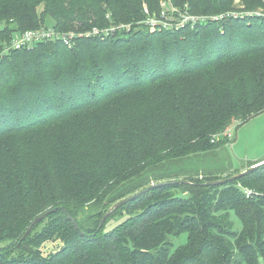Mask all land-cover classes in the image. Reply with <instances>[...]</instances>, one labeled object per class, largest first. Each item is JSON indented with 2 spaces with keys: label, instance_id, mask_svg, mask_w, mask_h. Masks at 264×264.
Here are the masks:
<instances>
[{
  "label": "trees",
  "instance_id": "trees-1",
  "mask_svg": "<svg viewBox=\"0 0 264 264\" xmlns=\"http://www.w3.org/2000/svg\"><path fill=\"white\" fill-rule=\"evenodd\" d=\"M175 2L197 15L264 9ZM145 5L159 0H0V53L46 18L60 32L132 25L1 60L0 264H264V166L206 186L239 173L214 167L222 134L264 112V16L151 32Z\"/></svg>",
  "mask_w": 264,
  "mask_h": 264
},
{
  "label": "built area",
  "instance_id": "built-area-1",
  "mask_svg": "<svg viewBox=\"0 0 264 264\" xmlns=\"http://www.w3.org/2000/svg\"><path fill=\"white\" fill-rule=\"evenodd\" d=\"M144 12L147 15L146 20L140 22L144 24L147 29L151 31H177L184 28L195 29L201 24L208 23H224L231 20H238L240 17L249 16H264V9L257 12H243V11H226L221 14L215 15H197L195 14L188 4L179 5L175 0H159V9L157 12H152L148 6H144ZM132 25H112L106 28L95 27L91 31L86 32H60L54 27H41L35 30H27L16 34L7 49L0 53V62L11 51H21L25 49H31L35 45L40 43H45L49 41H62L65 44H72V42L79 37H108L114 35L117 30L126 29L129 31ZM231 135V133H230ZM221 135L215 137L213 142L219 140ZM244 194L247 198L254 195L253 191L250 189H243Z\"/></svg>",
  "mask_w": 264,
  "mask_h": 264
},
{
  "label": "rangeland",
  "instance_id": "rangeland-1",
  "mask_svg": "<svg viewBox=\"0 0 264 264\" xmlns=\"http://www.w3.org/2000/svg\"><path fill=\"white\" fill-rule=\"evenodd\" d=\"M237 3H239V1H237ZM40 7L41 8L39 9V11H41L43 8L42 6ZM158 8L159 7H157L156 9ZM149 9L153 12L154 10H156L151 7ZM45 21L46 22L44 26L52 27V25L54 24L53 20L50 18H46ZM4 25L5 23L0 24V30ZM125 30H121V31H123L124 33ZM119 32L120 30H117L114 33V35ZM25 50H30V49H25ZM227 130L229 131L223 133L222 137L228 139L230 142L226 146L218 149L215 152L218 157H215V160H213L215 168H225L228 166L232 167V170L226 173L225 176L233 175L237 171L239 173H242L246 170H249V165L251 164L250 162H253L257 158H264V112L258 115L257 117L248 120L243 124H239V123L232 124ZM46 135L50 137L51 133H48ZM9 142L11 141H6L5 144ZM7 159L8 158L5 157L4 160H0V165L3 162H5ZM262 164H264V162L257 164L253 167ZM231 216L234 222L235 231H240L242 228V224L239 218L234 213H232ZM119 222H121V219L117 221V223ZM115 225L117 224H115V221H113L111 226H115ZM172 242L175 245V247L183 245L187 242V235H182L177 238H172ZM57 248H58L57 244H49L43 249L45 253L48 254L52 251H56Z\"/></svg>",
  "mask_w": 264,
  "mask_h": 264
},
{
  "label": "water",
  "instance_id": "water-1",
  "mask_svg": "<svg viewBox=\"0 0 264 264\" xmlns=\"http://www.w3.org/2000/svg\"><path fill=\"white\" fill-rule=\"evenodd\" d=\"M262 166H264V164L259 165V166H256V167H252V168H250L249 170H246V171H244V172H242V173H239V174L234 175V176L229 177V178H225V179H222V180L209 182V183L206 184V186H207V187H214V186H222V185H226V184L232 183V182H234V181L239 180L240 178H242V177L245 176L246 174L252 172L253 170H256V169H258V168H260V167H262ZM171 184H172V185L179 186V185H188L189 182L186 181V180H181V181H177V182H174V183H171ZM165 185H167V183H161V184H159V185H153L150 189L155 188V187H157V186L160 187V186H165ZM150 189H147V190H145V191H141V192L137 193L136 195H134V196H132V197H129V198H127V199H124V200L118 202V203H117L116 205H114V206L110 209V211L106 214V216H105L104 219L102 220V224H103V222L105 221V219H106L107 217H109L111 214H113L116 210H118L119 208H121V207H123L124 205L128 204L129 202L135 200L136 198H138V197L141 196L142 194L146 193V192L149 191ZM57 210H58V208L51 209V210H49V211H47V212H45V213L39 215L36 219H34V221L31 223L30 228L27 230V232L25 233V235H24V237L22 238V240H24V239L27 237V235L30 233V231L32 230V228H33L36 224L42 222V221H43L44 219H46L48 216H50V215L54 214L55 212H57ZM60 210L66 213V210H65V209L60 208ZM102 224H101V225H102ZM22 240H21V242H22ZM21 242H20V243H21Z\"/></svg>",
  "mask_w": 264,
  "mask_h": 264
},
{
  "label": "crops",
  "instance_id": "crops-1",
  "mask_svg": "<svg viewBox=\"0 0 264 264\" xmlns=\"http://www.w3.org/2000/svg\"><path fill=\"white\" fill-rule=\"evenodd\" d=\"M260 161H264V158H257V159H255L253 162H250L251 164H256V163H258V162H260Z\"/></svg>",
  "mask_w": 264,
  "mask_h": 264
}]
</instances>
